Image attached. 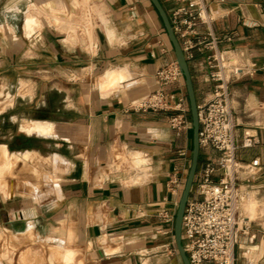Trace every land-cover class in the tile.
<instances>
[{
  "label": "crops",
  "instance_id": "1",
  "mask_svg": "<svg viewBox=\"0 0 264 264\" xmlns=\"http://www.w3.org/2000/svg\"><path fill=\"white\" fill-rule=\"evenodd\" d=\"M29 1L23 27L0 25V57L16 61L17 77L39 71L46 79L56 71L57 79L52 86L39 81L36 91L42 107L35 114L15 112L11 117L22 123L10 131L6 143H0L5 148L0 150V162L10 158L8 181L16 189V183H24L30 195L43 194L47 200L43 218L56 210L57 220L72 222L80 231L83 248L65 246L75 250L69 262L49 244L63 264H183L174 221H162L159 213L175 216V197L167 183L175 169L181 173L190 165L192 129L173 130L169 125L173 110L132 107L145 95L166 90L184 97L189 108L185 85H164L155 74L175 59L156 9L150 0ZM160 1L169 15L174 0ZM209 7L220 48H235L256 64L254 75L231 83L230 92L239 121L237 134L250 131L260 138L253 147L238 148L236 156L244 163L259 157L260 173L264 0H209ZM45 15L48 23L43 21ZM23 60L25 67L19 66ZM201 62L199 53L188 62L197 101L208 99L213 88ZM52 92L54 100L49 99ZM180 150H186V156ZM216 154L213 149L202 150L199 160ZM36 183L42 186L37 188ZM43 183L46 187L52 183L51 189ZM246 213L251 219L256 212ZM21 216L32 219L36 229V215L21 212ZM81 250L84 259L78 258ZM234 250L235 264H264V217L236 235Z\"/></svg>",
  "mask_w": 264,
  "mask_h": 264
},
{
  "label": "built area",
  "instance_id": "2",
  "mask_svg": "<svg viewBox=\"0 0 264 264\" xmlns=\"http://www.w3.org/2000/svg\"><path fill=\"white\" fill-rule=\"evenodd\" d=\"M169 21L187 61H195L197 53L207 69V80L213 83L208 99L197 101L200 151L213 149L216 155L199 160L191 194L184 215L183 243L191 264H235V237L251 228V222L241 217L239 207L244 195L242 183L254 179L262 167L256 157L244 163L236 156L238 148H250L260 143L256 133L245 131L239 137L238 119L234 117L231 83L252 76L256 64L235 48L222 49L216 34L209 0H174ZM245 14L243 13V18ZM164 85H184L181 69L175 59L156 70ZM132 107L139 111H170L169 125L177 133L192 129L189 108L184 97L174 92L157 90L145 95ZM186 156V150H180ZM181 173L174 170L167 187L175 197L177 207L184 186ZM164 222L174 221V214L159 213Z\"/></svg>",
  "mask_w": 264,
  "mask_h": 264
},
{
  "label": "rangeland",
  "instance_id": "3",
  "mask_svg": "<svg viewBox=\"0 0 264 264\" xmlns=\"http://www.w3.org/2000/svg\"><path fill=\"white\" fill-rule=\"evenodd\" d=\"M30 3L32 2L29 0H0V25L7 27V24H9L11 27H23L25 12ZM38 17L42 19V16ZM43 21H48L46 15ZM6 34H8L7 30ZM1 36L3 34H0V38ZM15 64L16 61L13 62L10 59L0 57V143H6L10 131H16L17 128H20V123L22 122L19 120L16 123L11 119L15 112L31 115L41 109L40 92L39 90L38 92L36 91L41 87L39 81L41 79L49 81V86H52L57 79L56 71L49 78H46L48 80L41 78L39 71H33L31 74L17 77L13 70ZM19 64L21 67L26 66L24 65V60L20 61ZM27 70H34V68ZM53 79L55 80L54 82ZM53 92L49 96L51 100L55 99ZM43 95L47 103L48 97L46 94ZM37 103H39V108L35 109ZM188 170L189 165L187 164L181 172V178L184 181ZM9 176L8 174L6 180L10 179ZM7 183L9 184L6 185V189L9 194L3 197L5 200L0 199V264H63L59 260L56 250L50 245H54L61 250L60 255L62 259H65V262L71 261L75 255V250L65 246L79 249L82 246L81 248H83L80 231L76 229L72 222L62 219L57 220L56 210L52 211L53 214L48 219L43 218L42 215L45 213L47 203V200L42 197L43 194L30 195L28 193L29 189L25 187L24 183H16L17 189L15 184L14 188L11 189L10 182L8 181ZM44 184L46 183H43V186ZM47 184L48 186L46 187L45 185L44 187L51 189L52 183ZM247 184H256L257 186L251 187ZM241 190L245 196L244 199L250 194L258 201L255 205L257 211L254 218H248L249 221L252 222L264 217V167L263 171L255 175L254 179L242 183ZM13 191L14 195L12 196ZM16 194L17 196L14 197ZM31 197L33 198L31 199ZM245 201L243 200V202ZM241 206L239 207L241 217H248ZM15 210H19L17 214L13 213ZM21 212L23 214L31 213L36 215L35 222L37 226L35 230L34 221L32 220L33 224L29 225L31 220H25V216L20 217ZM248 219L246 218L245 220ZM15 221L23 223L17 226ZM67 251H73V253L71 252L72 254L68 255ZM51 253H55L53 259L49 258ZM78 258L84 259L85 251L81 250Z\"/></svg>",
  "mask_w": 264,
  "mask_h": 264
},
{
  "label": "water",
  "instance_id": "4",
  "mask_svg": "<svg viewBox=\"0 0 264 264\" xmlns=\"http://www.w3.org/2000/svg\"><path fill=\"white\" fill-rule=\"evenodd\" d=\"M150 2L156 9L162 21L167 38L172 46L175 55V60L177 61L178 66L182 71L184 85L189 103L190 115H191V122H192L191 160H190L187 177L185 179L184 186L179 198V202L175 213V219H174V238L181 261L183 264H191L183 243L182 226H183L184 210L188 198L191 194L197 167L199 164V157H200V144H199L200 124H199L198 110H197V98H196L194 82L188 61L182 50L181 44L172 29L168 14L160 0H150Z\"/></svg>",
  "mask_w": 264,
  "mask_h": 264
},
{
  "label": "bare ground",
  "instance_id": "5",
  "mask_svg": "<svg viewBox=\"0 0 264 264\" xmlns=\"http://www.w3.org/2000/svg\"><path fill=\"white\" fill-rule=\"evenodd\" d=\"M113 81V80H112ZM106 83H108V82H106ZM114 83V81L112 82V84ZM105 85V84H104ZM102 87H103V84L101 85ZM30 127V126H29ZM26 128H27V126H26ZM31 128V127H30ZM1 149H3V150H5V148H0V150ZM7 151L8 150H6V154H7ZM2 152V151H1ZM31 153V152H30ZM6 154H5V156H6ZM28 154V153H27ZM35 154V153H34ZM10 155V154H9ZM21 155V154H20ZM18 156H19V154H18ZM31 156V155H30ZM1 157V156H0ZM10 157V156H9ZM21 157H22V155H21ZM10 159V158H9ZM8 156H6V157H4L3 158V160L0 162V197H5V196H7L9 193H8V191H7V189H6V185L7 184H9V183H7L8 182V180H6V177H7V174H8V167L10 166V162H8ZM10 161V160H9ZM27 161V160H26ZM8 164H9V166H8ZM38 183V182H37ZM36 183V185H37V188L39 187V186H42L40 183L39 184H37ZM10 188L11 189H13L14 188V183H10ZM41 189V188H40ZM54 189V188H53ZM35 190H37V189H35ZM34 193H35V191H34ZM14 195V191L12 192V196ZM243 198H245V196L243 197ZM244 200H246L245 202H242V206H241V208H242V210L244 209L245 211L244 212H247V211H251V212H256L257 210H256V207H255V205H256V203L258 202V201H256V199L253 197V196H251L250 194L247 196V198L246 199H244ZM251 214V213H250ZM17 217H18V215H16ZM250 216V215H249ZM24 217V216H23ZM21 219V218H20ZM23 219V218H22ZM25 219H26V217H25ZM19 220V219H18ZM32 220V219H31ZM23 221V220H22ZM16 222V224H17V226L18 225H20L21 224V221H15ZM26 224L28 225V223L26 222ZM33 223H32V221H29V225H32ZM68 253V255H71L72 253H73V251H67ZM72 252V253H71ZM67 259V258H66ZM64 261H65V259H63ZM67 262V261H66Z\"/></svg>",
  "mask_w": 264,
  "mask_h": 264
}]
</instances>
